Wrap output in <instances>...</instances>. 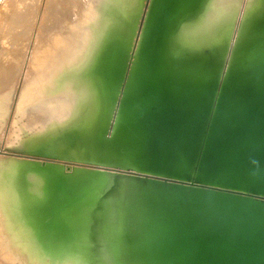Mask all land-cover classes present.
I'll return each mask as SVG.
<instances>
[{"label":"water","instance_id":"1","mask_svg":"<svg viewBox=\"0 0 264 264\" xmlns=\"http://www.w3.org/2000/svg\"><path fill=\"white\" fill-rule=\"evenodd\" d=\"M198 1L151 0L106 61L115 160L83 166L105 172L89 188L112 264H264V39L175 61L171 34Z\"/></svg>","mask_w":264,"mask_h":264},{"label":"bare ground","instance_id":"2","mask_svg":"<svg viewBox=\"0 0 264 264\" xmlns=\"http://www.w3.org/2000/svg\"><path fill=\"white\" fill-rule=\"evenodd\" d=\"M56 1L60 10L46 24L51 31L41 42L46 48L33 45L34 70L10 136L17 156L25 152L47 160L14 158L6 169L7 179L0 181V253L8 248L2 253L14 264L28 259L30 264H112L102 246L109 219L94 202L98 191L89 188L105 172L83 164L115 160L110 150L117 106L106 61L136 40L151 0ZM263 39L264 0H199L178 17L169 55L178 62L219 60Z\"/></svg>","mask_w":264,"mask_h":264},{"label":"rangeland","instance_id":"3","mask_svg":"<svg viewBox=\"0 0 264 264\" xmlns=\"http://www.w3.org/2000/svg\"><path fill=\"white\" fill-rule=\"evenodd\" d=\"M47 4H49L48 9ZM60 5L61 1L56 0H0V107L2 108H0L2 111V114L0 112V181L7 179L5 171L6 169H11L9 166L14 158H22L23 160L28 161L40 159L47 160V157L41 156L37 158L35 155L31 156L29 153L26 154L25 152L24 154L17 156L14 152L18 151L13 148L14 137L10 140V136H15L14 132L20 121V107L17 104L21 99L20 96L23 95V92L26 89V85L30 83V79L28 78L31 77L30 75H32L34 70H31L32 67L30 61V54L32 57L31 51L34 47L33 45H35L36 42H40L41 45V42L46 40L47 37L45 35H47L49 31L47 29H51L46 24L53 19L54 14L59 12ZM98 7L99 4L92 6L93 10H96ZM26 40H29L30 42L28 41L29 47L27 46L26 55L23 56L26 57V60L23 62L20 50H25L22 46L25 44L27 45ZM37 48L41 49L38 44ZM42 48L44 49L46 47L42 46ZM19 54L21 55L22 60H20L21 58H19ZM19 62H21V64ZM8 69L13 70H11L12 72H9ZM4 74H8L9 76ZM6 81L9 82L6 83ZM5 86L7 88H5ZM17 109L19 110V113L17 112ZM36 187L37 184H34L33 188L35 189ZM3 231L4 230L0 233H3ZM2 247V249L6 248L4 246ZM6 249L2 252L6 253L8 251ZM2 252L0 253V264H12L13 261L10 262V260L5 258ZM28 261L30 264L31 260L28 259ZM33 263L34 262L32 261V264ZM35 264L38 263L35 261Z\"/></svg>","mask_w":264,"mask_h":264}]
</instances>
